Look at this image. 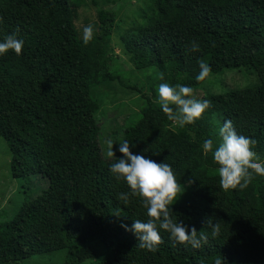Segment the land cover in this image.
I'll return each mask as SVG.
<instances>
[{"label": "trees", "instance_id": "1", "mask_svg": "<svg viewBox=\"0 0 264 264\" xmlns=\"http://www.w3.org/2000/svg\"><path fill=\"white\" fill-rule=\"evenodd\" d=\"M95 4L98 30L85 45L84 27L76 22L87 0H0V39L16 33L24 40L19 56L0 55V138L12 153L14 178L39 174L49 181L0 224V264L60 250L68 251L66 264H77L98 256L91 243L104 247L95 264H264V177L243 190H223L218 165L201 148L208 138L217 145L228 119L238 134L256 141L253 150L264 158V0H149L140 20L118 32L116 11ZM113 39L134 68H156L169 85L194 92L211 76L241 68L254 70L259 83L208 94V109L177 131L161 111L153 72H146L142 89L115 88L113 67L121 57ZM190 41L199 43V52L189 50ZM200 61L211 72L196 81ZM118 88L146 102L124 140L136 144L134 153L157 162L166 157L171 165L180 185L171 217L199 235L210 232L203 221L213 216L219 236L193 248L160 230L161 242L148 251L121 227L149 217L141 198L109 172L116 158L105 159L100 148L98 114L109 102L118 104ZM120 193L129 194L127 203L117 199Z\"/></svg>", "mask_w": 264, "mask_h": 264}, {"label": "clouds", "instance_id": "2", "mask_svg": "<svg viewBox=\"0 0 264 264\" xmlns=\"http://www.w3.org/2000/svg\"><path fill=\"white\" fill-rule=\"evenodd\" d=\"M94 36V28L87 25L82 30V42L87 45ZM24 47V40L16 33H10L0 39V55L12 51L19 56ZM191 52H199L197 41L189 42ZM199 72L196 81H203L209 76L211 67L204 61L199 62ZM161 111L167 119L180 127L193 124L209 107L207 100L197 99L193 96V88L177 83L169 85L161 83L157 89ZM174 105L175 108L170 107ZM219 141L214 147L211 138L204 139L201 148L203 154H212V160L218 165L217 173L219 186L223 190L245 189L255 176L264 177V158L255 152L256 141L243 134H238L231 120L225 119L218 129ZM109 158L115 157L114 142L106 141ZM136 148L135 143L123 140L117 143V151L122 155L115 157V162L109 165V172L117 180H123L131 190L130 194L141 198L140 202L146 208L149 217L147 221L133 220L131 226L121 224L125 231H131L137 238L139 247L148 251H155L161 242L160 230L168 233L169 239L178 244L199 247L207 243L209 235L216 238L220 235V224L215 222L213 216L205 217L203 225L210 229L209 233L198 231L194 226L175 220L171 217L170 205L177 201L180 185L177 183L174 171L165 159L157 162L141 153L130 150ZM191 183V181H188ZM129 194L120 193L118 200L128 202ZM215 264H221L216 260Z\"/></svg>", "mask_w": 264, "mask_h": 264}, {"label": "rangeland", "instance_id": "3", "mask_svg": "<svg viewBox=\"0 0 264 264\" xmlns=\"http://www.w3.org/2000/svg\"><path fill=\"white\" fill-rule=\"evenodd\" d=\"M95 3L116 11V32H118L128 27L134 20H140L139 15L149 3V0H108L107 2H103L102 0H87V8L80 10L79 20L76 24L81 28L92 25L94 35L98 30L96 19L97 5ZM85 18L89 20L88 23H85ZM113 40L115 51L118 57H121L117 59L113 67V73L118 77L115 88L117 86L122 89L123 87L120 85L122 84L125 87H138L142 89L147 77L146 72L151 71L153 72L151 77L157 91L159 84L163 83L160 80V72L156 68L145 71H139L134 68L128 58L123 55L117 39ZM258 83L257 73L252 69H229L208 78L193 92V96L203 100L210 93L223 94L231 90L255 86ZM119 88V100L117 101L118 104H116L119 107L109 102L102 112L98 114V123L100 125L99 143L103 157L107 160L113 159L120 154L116 150L117 143L124 140L126 128L138 120L135 117V113L139 112L140 108L143 110L146 107L145 100L138 99L140 96H137V93L125 90V94ZM146 89L145 91H147ZM113 99L115 98L112 97L110 101H113ZM134 99H138L136 103L133 101ZM173 128L178 131L182 127L174 125ZM108 139L114 142L113 151L115 157L109 158L107 156L108 147L106 141ZM11 167L12 153L9 145L3 138H0V224L10 221L26 201L41 195L49 188L48 179L39 174H33L25 179L14 178ZM90 248L98 251V256L84 259L77 264H95L102 259L104 253L103 246L91 243ZM68 255L67 250H60L52 254L30 256L24 261L19 262V264H66Z\"/></svg>", "mask_w": 264, "mask_h": 264}]
</instances>
